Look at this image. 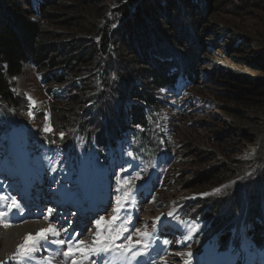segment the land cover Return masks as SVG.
I'll return each mask as SVG.
<instances>
[{
	"label": "trees",
	"instance_id": "obj_1",
	"mask_svg": "<svg viewBox=\"0 0 264 264\" xmlns=\"http://www.w3.org/2000/svg\"><path fill=\"white\" fill-rule=\"evenodd\" d=\"M232 1L0 0V166L8 171L15 163L16 173L21 161L37 160L72 179L83 172L92 192L98 181L109 188L110 173L117 199L131 194L121 200L120 217L154 178L160 189L168 182L182 190L209 187L190 204H173L178 210L170 223L193 230L185 264H264V78L243 54V32L220 13L229 4L244 24L239 16L264 0ZM259 54L264 62V43ZM27 64L48 96L53 85L67 84L64 105L36 111L15 92L10 80ZM218 79L239 92L238 100L259 94L260 106L226 115L224 132L209 139L216 151L180 154L167 114L194 108L190 92ZM164 91L178 104L157 95ZM30 112L31 120L24 119ZM189 155L185 165H195L196 173L183 179L184 169L168 179L175 158Z\"/></svg>",
	"mask_w": 264,
	"mask_h": 264
},
{
	"label": "rangeland",
	"instance_id": "obj_2",
	"mask_svg": "<svg viewBox=\"0 0 264 264\" xmlns=\"http://www.w3.org/2000/svg\"><path fill=\"white\" fill-rule=\"evenodd\" d=\"M234 4L235 1L233 0L232 5ZM226 7L223 11H220V13L224 12L221 14L223 19L233 26L234 32H243L242 34L248 40L247 48L244 49L243 54L253 60L251 64L254 69L261 71L257 75L258 78H264V67L262 66L264 62L259 54L260 45L264 43V37H262L264 34V4H258L257 10L251 9L245 15H240L239 18L241 20H247L244 24L239 23L237 18H235V12L231 10L229 4ZM255 35L259 38H255ZM227 61L236 63L232 60ZM243 72L248 73L249 70L244 68ZM10 81L15 84V92L25 94L36 111L47 113L50 105L58 104L62 106L66 101L63 90L67 84L53 85L50 96H48L45 91L46 88L40 83L39 76L31 64L25 66L21 77ZM224 82L225 79H218L193 89L190 94L195 97L194 108L187 110L183 114L180 111H171L167 114L169 127L171 132L175 134L172 136L171 142H180L179 144L182 146V149L179 150L180 154L192 149L194 151H216L218 145H212L209 139L224 132L226 127H224L222 120L226 115L235 114V112H245L244 107L249 106H252L250 111H256L258 106H260L261 97L259 94L250 95L252 101L249 102L238 100L237 95L239 92L237 93L236 89L223 85ZM157 95H162L161 99L172 104H178L173 94H165L168 97H164V92H158ZM45 115L47 118L45 117L42 120L44 129L45 127L51 129L48 116L47 114ZM214 116L217 118H213ZM23 118L31 120L32 117L29 114H23ZM240 119L245 120L244 118ZM31 125L37 126V123L31 121ZM183 145H189L190 147H183ZM218 154L219 156L221 155L220 153ZM191 159L192 155L175 158V163L167 175L168 179L173 177V175L177 177V174L179 175V172L184 169H187L188 173L183 179L191 178L197 171L195 165H185V161ZM225 163L230 164V161L228 160ZM19 164L20 169L17 175L12 174L16 167L15 163L12 164L8 172H4L5 168L1 166L0 197H8L9 199H0V212L6 213L5 219L11 218L8 222L9 224L19 225L26 222H42L56 227L60 232L59 237L65 241L71 240L73 243L74 255L68 258L64 257L65 263H71L76 260L78 264H183L184 261L190 258L187 254L191 253L188 245L193 230L185 228L183 231L188 230V232L183 234L180 232L181 228H172V223L168 224V220L172 215L169 216L168 213H175L176 210L172 208L175 202H181L182 205L190 204V202L210 192H205L210 189L209 187L182 190L180 189V183L168 182L165 188L160 189L157 186L158 178H154L150 187L137 193L129 218L124 220L119 216L122 207H119L118 213L116 212L117 191L112 174L107 175L109 190L100 187L96 188L95 185V192L91 195L88 181L85 180L83 172L77 178L71 179L67 174L62 176L52 174L50 167L41 164L37 160H24ZM11 198L16 199L20 205L19 209H9L8 205L11 203ZM30 199L31 201L29 202ZM38 209L40 211H37ZM48 209H53L51 214H49ZM35 212L37 213L33 216L32 214H35ZM114 216L118 217L119 222H117V219L113 221L112 218ZM100 217L104 219L101 221L99 230L101 236L98 237V229L95 222ZM157 218L160 219L157 220ZM84 219H86V224L81 221ZM125 221L126 223H123ZM122 223L123 227L127 228V231L123 232V235L116 239L114 244L127 245L129 243L127 237L131 236V243L137 244L133 251L143 252L136 260L130 259L131 253L125 256L121 255L119 250L101 251L98 253L89 251L86 256L77 250L80 248L75 243L78 237L75 238L73 235L81 231L83 225H86L83 240L88 241L85 245L90 249L95 247L93 245L94 240L107 237L108 233L105 228L109 224L116 227ZM64 229H67V231H64ZM137 230L139 232L148 231L152 233V236L144 239L138 234ZM138 241L147 243V249H144L142 244H138ZM164 241L169 243L165 244ZM23 243L24 239L20 244ZM63 251H67V246H63ZM1 257L0 264H41L39 258L36 257V251H33L26 259L12 256L3 261L5 257ZM90 259L92 261H89ZM58 264L64 263L59 260ZM201 264L208 263L204 261ZM255 264L261 263L256 262Z\"/></svg>",
	"mask_w": 264,
	"mask_h": 264
},
{
	"label": "snow or ice",
	"instance_id": "obj_3",
	"mask_svg": "<svg viewBox=\"0 0 264 264\" xmlns=\"http://www.w3.org/2000/svg\"><path fill=\"white\" fill-rule=\"evenodd\" d=\"M29 115H31V112L29 113ZM45 131H50V129L48 127H45ZM61 138H63V133H61ZM129 155H131V153H129ZM137 178H139V173H137ZM118 183H122L123 186H127L131 183V180H124V181H120L119 178H117ZM215 191H219V189H216ZM131 196L130 192L125 191L124 192V196L121 198H118L117 200V209L116 212H119V207H120V203L122 199H129ZM0 199H4L7 200L9 199L8 197H0ZM9 209L15 208V209H19L20 205L18 204V202L16 201L15 198H11V203L8 205ZM53 211V209H48L49 214H51V212ZM169 216L173 215V213H168ZM5 216L6 213L5 212H0V224L3 225V227L7 228L10 226V224L8 222H6L5 220ZM118 217L114 216L112 219L113 221L116 220ZM103 217H100V219H98L95 223H96V227L98 229L97 231V236H101V232L99 231L101 228V221H103ZM160 218H157V220H159ZM123 223H126L123 222ZM123 223L121 225H118L116 227H113L111 224H109L106 228L105 231H107L108 235L107 237H104L103 239L100 240H94L93 241V245H95V247L92 248H88L87 245L84 244L83 241H79L78 244L81 245L80 248H78L77 250L81 252L82 255H87L89 253V251L91 252H101V251H111V250H119L121 255H127L128 253H131L130 259L131 260H136L137 257L141 256L143 254L142 251H133V249H135L137 247V244H133L131 243V236L127 237V240L129 241V243L127 245L121 244V245H115L114 241L116 239H119L121 235H123V232L127 231L126 227H123ZM122 229V230H120ZM64 231H67V229H64ZM138 234L144 238L147 239L149 237L152 236V233L148 232V231H144V232H139V230H137ZM113 233H115V235H113ZM51 234L52 236H59L60 232L59 230H57L55 227H53L52 225H49L48 228L46 229H41L40 231H38L34 236L32 234H28L24 237V243L23 244H19L17 245V249H16V253L14 254L15 256L21 258V259H26L30 256V254L35 251L36 249V245L40 240H46L48 235ZM55 243L59 244V245H64L67 243L68 245V249L67 251H65L63 253L64 256H71L74 255L73 252V244L71 243V240L65 241V240H58L55 241ZM138 244H142V247L144 249H147L148 244L147 243H142V241H138ZM165 244L169 243L168 241H164ZM187 255H191V253H188ZM50 264V261H49ZM72 264H78V262L76 260L72 261ZM186 264H188V262H186Z\"/></svg>",
	"mask_w": 264,
	"mask_h": 264
},
{
	"label": "bare ground",
	"instance_id": "obj_4",
	"mask_svg": "<svg viewBox=\"0 0 264 264\" xmlns=\"http://www.w3.org/2000/svg\"><path fill=\"white\" fill-rule=\"evenodd\" d=\"M8 220H10V219H8ZM8 220L6 222H8ZM81 221L84 224H86V219L81 220ZM48 227H49V224L42 223V222H26V223L19 224V225L10 224V226L7 228L3 227V225L0 224V244H1L0 257L1 256H2L1 258L5 257L3 259V261L5 259H9L12 256L14 257L15 256L14 254L16 253L17 245H19L21 243V241L24 239V237L26 235L32 234L34 236L41 229H46ZM85 228H86V225L84 226V230L80 233V235L78 237V242L83 241L84 244H86L88 242L85 239L83 240V237L85 235ZM59 240H61V238H59ZM78 242H77V244H78ZM79 247H81V245H79ZM47 256L50 260L47 258L46 261L42 262V264H49V261H50V264H53L54 260H51V258L54 255L52 253H50V251H49V255H47ZM89 261H92V259H90ZM56 263L58 264V262H56ZM64 264H72V262L71 263H64Z\"/></svg>",
	"mask_w": 264,
	"mask_h": 264
}]
</instances>
